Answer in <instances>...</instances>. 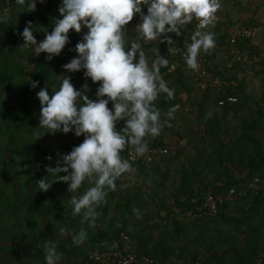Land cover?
I'll list each match as a JSON object with an SVG mask.
<instances>
[{"label":"trees","instance_id":"trees-1","mask_svg":"<svg viewBox=\"0 0 264 264\" xmlns=\"http://www.w3.org/2000/svg\"><path fill=\"white\" fill-rule=\"evenodd\" d=\"M45 1V4L37 2L36 9L28 11L15 0H0V17H6V22H0V264H45L46 240L56 245L60 256L57 264H100L89 258V252L110 251L113 241L122 232L130 237L140 256H150L161 264L176 263L169 260L171 245L166 244L163 235L148 249L150 238L135 232H146L151 228L150 224L133 219L134 209L138 207L143 214L147 204L155 214L151 222L176 220L173 232L179 237H185V229L178 217L201 221L197 226L199 244L206 242V260H197L193 256L182 264H258V260L264 264V193L259 191L256 194L247 188L255 178L264 180V67L255 69L253 64L234 61L236 55L232 54L230 46L233 31L229 27L235 23L230 21L221 29V21H215L214 26L207 29L215 34V45L204 57L207 70L222 80L219 88H196L191 83L194 90L190 82L195 80V74L186 64L168 71L179 51L168 53L167 43L158 41L142 45L149 63L155 58L152 51L155 48L160 56L168 59V64L160 68V75L174 90V95L168 99L161 93L154 105L159 109L162 121L168 119L163 116L164 112L173 105L178 106L176 112L182 115L181 120L170 119L164 127H171L169 130L174 138L178 137L183 144L173 154L161 133L153 139L146 137L148 147L166 149L167 152L156 155L152 162L142 156L129 162L134 171L123 173L115 180V190L107 192L105 201L96 209L95 226L89 227L82 213L72 215L69 203L71 195H81L91 186L88 181L83 182L76 193H69L67 184L55 182V177L47 171L84 137H76L72 132L48 133L39 129L40 103L36 93L44 87L51 97L52 91L58 87L56 76H68L76 90H82L81 85L87 83L85 94L94 100L100 82L93 84L90 78L86 79L83 69L67 73L62 68L77 55L70 49H74L87 31L83 27L81 33L69 30V43L59 56L51 60L45 59V53L37 56L32 54L31 48H20L23 40L19 34L27 22L32 23L39 43L44 38L42 29L51 32L53 21L62 18L58 13L60 0ZM232 1L239 7L240 14L251 11L250 5L242 6L238 0ZM142 12L146 14V6H142ZM252 21L246 20L242 24L249 28L254 26ZM137 23L139 17L134 14L133 20L125 25L129 35L135 34ZM196 23L193 20L184 25L189 43ZM182 32L179 37L169 34L177 49L183 45ZM235 44L241 56L248 54L252 59L260 58L261 52L251 39L237 40ZM222 50L226 52L225 58L218 57ZM150 51L152 58L149 57ZM222 59L226 63L223 64ZM231 61L233 63L228 67ZM241 71H251L261 77L259 98L246 92L244 78L238 77ZM32 81L38 82L35 89L30 86ZM229 97L236 98V101H228ZM186 105L190 108L187 112ZM108 107L111 109V102ZM210 112L212 117L208 116ZM232 120L238 123L232 124ZM123 126V121L117 122V131ZM131 149L125 146L121 152L123 159L128 158ZM183 152L189 155L182 161L178 153ZM19 162L24 169L19 167ZM172 172L174 175L171 176ZM126 175L140 178V184L120 189ZM47 176L50 188L38 190L37 181ZM143 186H148V192L142 189ZM208 188L216 191L218 198L232 188L244 193L233 203L223 202L213 212L203 208V193ZM219 222L227 225L228 231L221 233L215 226L216 236L204 232L206 227ZM81 229L86 230L87 238L77 246L72 243L71 236ZM134 233L141 239H133ZM190 242L195 244L192 240ZM186 252L182 247L181 256Z\"/></svg>","mask_w":264,"mask_h":264},{"label":"clouds","instance_id":"clouds-1","mask_svg":"<svg viewBox=\"0 0 264 264\" xmlns=\"http://www.w3.org/2000/svg\"><path fill=\"white\" fill-rule=\"evenodd\" d=\"M15 2L34 11L37 2L44 0ZM142 6H146V14ZM219 7V0H60L58 13L62 18L53 21L51 32L42 29L43 40L37 43L30 21L20 32L23 40L20 48H31L32 54L37 56L45 53V59L51 60L69 43L70 29L76 33H81L82 27L87 29L74 49H70L77 55L62 68L67 73L83 69L86 79L90 78L93 84L100 82L95 99L85 94L87 83L81 85L82 90H76L68 76H56L58 87L51 97L44 87L36 96L40 103L39 129L48 133L72 132L76 137H84L47 171L55 177V182L66 183L69 193H76L82 183L88 181L91 186L81 195H71L69 203L72 215L82 213L89 227L95 226L96 209L105 201L107 192L115 190V180L123 173L134 171L121 156L125 146L134 149L138 157L143 156L148 150L146 137L158 136L178 107L171 106L166 113L168 119L161 120L154 102L161 93L168 99L174 95V90L160 75V68L168 64V59L160 56L155 48L152 49L155 58L149 63L142 45L152 41L167 43V52L175 54L179 49L169 34L179 37L183 26L196 20V30L189 37L183 59L188 69L198 70V55L215 45V34L207 29L214 26ZM134 14L138 15L139 23L134 26L135 34L129 35L125 25L133 20ZM0 22H6V17H0ZM130 36L134 38H127ZM30 86L35 89L38 82L32 81ZM119 121H123L124 126L117 131ZM50 186L48 176L36 183L40 191H47ZM137 219H140L138 214ZM86 238L84 229L71 236L77 246ZM59 259L56 245L46 240L45 264H57Z\"/></svg>","mask_w":264,"mask_h":264},{"label":"rangeland","instance_id":"rangeland-1","mask_svg":"<svg viewBox=\"0 0 264 264\" xmlns=\"http://www.w3.org/2000/svg\"><path fill=\"white\" fill-rule=\"evenodd\" d=\"M239 2H241V5H250L251 6V11L249 13H247V17H251L250 19L248 18L247 22H250V20L254 23L249 28L252 27H257L258 31L256 32V34L254 36L251 37L252 43L255 47H257L260 52H261V56L260 58L256 57V58H251L248 54L242 55V61L241 62H246L248 63V65L253 64L252 66L255 67V69H258L260 66L264 67V0H238ZM220 2V7L216 12V16L218 15L219 19L223 18V21L221 22V29H224L227 27V25H229L230 21L234 22L235 25L230 26L229 28L234 31L237 30L238 28H240L241 26H246L243 23V21L246 20H240L242 18L239 19V16L241 15L239 12V7L235 4L234 1L232 0H219ZM253 11H255V15L252 16ZM239 13V14H238ZM244 16V15H243ZM256 23H258V25H255ZM161 51V48H159ZM225 50H222L220 52V55L218 57H222L225 58ZM149 57L152 58V51L149 52ZM218 61V60H217ZM222 63H226L223 59H222ZM233 63V61L230 62V64L228 65V67L231 66V64ZM186 68V67H185ZM248 69V68H246ZM193 71V70H192ZM238 77H243L246 83V92L250 93L254 96H256L257 98L260 97V92H261V77L258 75H255L253 72L251 71H241L238 75ZM195 79V78H194ZM197 88L200 86V82L198 83L197 80H193V82H190L191 87L195 90L194 86ZM209 84V82H208ZM197 93L194 92L195 95ZM186 98V97H185ZM14 106V105H13ZM189 105L185 106V111L187 112L189 110ZM166 112L163 113V116L165 118H168L166 116ZM213 113L210 112V114L208 115L209 117H212ZM181 114L180 112H175L174 116L172 119L175 118V120L179 121L181 120ZM238 123V121H234L232 120V124H236ZM170 126V125H169ZM170 128L167 127H162L161 129V134L163 135L165 141L167 142V146L170 147V149L172 150L173 154L177 153L178 151V147L180 145L183 144V141H180L178 139V137L174 138V134L172 133ZM176 129V126H175ZM150 139H153V137L148 136ZM180 143V144H177ZM180 159L183 161L185 160V156L189 155L187 152H183V153H178ZM192 156V155H190ZM193 157V156H192ZM19 167L21 169L23 168V165L19 162ZM174 175V173L172 172L171 176ZM178 179V178H177ZM178 181V180H177ZM141 179L140 178H134V177H129L128 175H126L123 178V184L120 186V189H125L126 187H129L132 184H136L137 186L140 184ZM142 189L146 192H148L149 188L148 186H143ZM235 193L233 195V199L228 201L229 203H233L234 201L238 200L240 195H242L243 193L241 192H237V190L235 189ZM239 193V194H238ZM136 210H138V212H135L133 219L139 222H142L143 224L147 225L150 224L151 228L150 230H146V232H137L140 235H144L150 238V242L147 245V248H151L155 245V243L158 242V239L162 238V235L164 236V238H162L163 240L166 241L167 245H171L170 249L172 254L169 257V260L174 261L176 263L182 264L184 262H189L191 260V258L197 257V260H200L201 258L204 260H206L205 258L207 257V250L208 248L206 247V242L202 241L201 244L200 243V236H199V225L201 224V221L198 222L196 220L193 219H188L185 217H178V219L180 221H183V227H184V235L185 237H179L178 235H174L175 233L173 232V226H174V220H170L169 222H162V221H157V222H151V217H155V214L152 210L151 205L147 204L146 205V210L143 214L141 213V210L138 209V207L135 208ZM137 214L140 216V219H137ZM173 222V223H172ZM157 225H154V224ZM198 226V227H197ZM216 226L217 231L225 232L228 231V227L227 225H225L223 222H219L217 224H212L209 227H206L204 229V232H210L213 233L214 236H216V233L213 231V227ZM171 235H173V237H171ZM138 238V237H137ZM136 238V234H133V239H137ZM186 238H189L188 240H186ZM141 239V238H138ZM195 242V244H192L190 241ZM193 245H195V247H193ZM185 248L187 250V252L185 253V257L181 256V248ZM204 254V257H203ZM185 258V259H184Z\"/></svg>","mask_w":264,"mask_h":264},{"label":"built area","instance_id":"built-area-1","mask_svg":"<svg viewBox=\"0 0 264 264\" xmlns=\"http://www.w3.org/2000/svg\"><path fill=\"white\" fill-rule=\"evenodd\" d=\"M46 1L44 0L43 4H45ZM216 21H223L222 19H219L218 16H216ZM183 31L182 37H183V45L179 49V53L176 56V58L171 62L169 67V72L175 70L178 68L181 64H185V61L183 59V55L186 53L187 44L189 43L188 36L185 31V27L181 29ZM258 31L257 27L248 28L246 26H241L237 30H234L231 35L230 39V46H231V52L233 55H236L234 61H242V56L240 52L236 48V41H243L244 39H251L252 36L256 34ZM206 53H202L198 55L197 61H198V70L193 71L195 74V80L200 82V86L205 89L206 87H214L219 88L222 86V80L213 75L211 72L207 70L206 66V60L205 55ZM209 82V84H208ZM228 101L235 102L236 98L229 97ZM220 104H223V102H220ZM166 149H156L153 147H148V150L145 152V154L142 156L147 162H152L154 157L158 154L166 153ZM140 157V156H139ZM136 154L134 149H131L128 153V162L136 161L139 158ZM247 188L252 189L256 194L259 193V191H262L264 193V180L255 178L247 185ZM235 189L232 188L229 191H227L223 196H219V198L216 196L217 192L213 191L211 188H208L203 193L204 197V204L203 208H208L213 212H216L218 210V207L223 202H227L233 199V195L235 193ZM216 193V194H215ZM201 207H199V210ZM89 258L95 262H99L100 264H161L160 261L157 259H154L150 256H140L135 249L132 246V242L130 237L125 233L122 232L119 234L118 237L115 238L113 241V248L110 251L107 252H89ZM258 264H262L261 260L257 261ZM167 264H176V263H167Z\"/></svg>","mask_w":264,"mask_h":264},{"label":"crops","instance_id":"crops-1","mask_svg":"<svg viewBox=\"0 0 264 264\" xmlns=\"http://www.w3.org/2000/svg\"><path fill=\"white\" fill-rule=\"evenodd\" d=\"M247 13H249V12H247ZM247 13H244V14H241L240 16H239V19L240 18H242V19H240V20H248V18L250 19L251 17H247V16H249V15H247ZM239 14V13H238ZM244 15V16H243Z\"/></svg>","mask_w":264,"mask_h":264}]
</instances>
